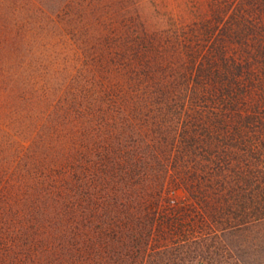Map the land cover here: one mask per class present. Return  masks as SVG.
I'll list each match as a JSON object with an SVG mask.
<instances>
[{"label": "rangeland", "instance_id": "obj_1", "mask_svg": "<svg viewBox=\"0 0 264 264\" xmlns=\"http://www.w3.org/2000/svg\"><path fill=\"white\" fill-rule=\"evenodd\" d=\"M262 26L258 0H0V264H74L69 231L114 234L152 172L160 206L228 185L262 142L264 70L232 103L215 86L223 57L264 58ZM231 199L264 231V198Z\"/></svg>", "mask_w": 264, "mask_h": 264}, {"label": "trees", "instance_id": "obj_2", "mask_svg": "<svg viewBox=\"0 0 264 264\" xmlns=\"http://www.w3.org/2000/svg\"><path fill=\"white\" fill-rule=\"evenodd\" d=\"M258 2L264 17V0ZM248 21L249 25L245 23L249 27L253 22ZM262 30L264 32V26ZM255 47L259 55H264V39L255 43ZM223 59L224 67L221 68L227 78L218 72L217 77L227 79L229 83L219 87L214 85L215 91H223L232 103L240 94L236 90L241 84V74L249 80L252 70L260 78L259 70H264V58H260L257 66L244 65L234 58L231 61L227 57ZM203 64V75L214 79L213 69L205 71ZM259 139L261 143L252 142L244 152L229 158L231 178L228 185L219 186L216 191L209 188L211 186L204 187V198L199 201L160 206L164 176L162 172H152L151 179L159 182L150 179V183L133 186V200L118 204V212L121 211L123 217L120 220L122 227L114 234L111 230L91 233L86 229L70 228L69 247L73 246L78 258L76 260L72 256L71 260L75 261L74 264H264V231L256 227L261 218L250 214L237 218L238 209L243 210V207L221 203L232 200L231 193L244 200L247 197L245 203L248 206L252 200L264 198V135ZM222 162L228 164L226 159ZM193 166L190 174L198 176L196 173L200 172L197 169L202 168L199 163ZM263 203L260 202L261 211H264ZM229 208L236 213L229 212Z\"/></svg>", "mask_w": 264, "mask_h": 264}]
</instances>
